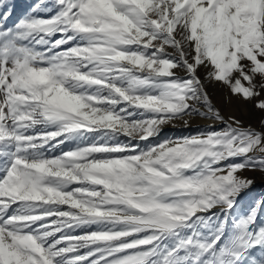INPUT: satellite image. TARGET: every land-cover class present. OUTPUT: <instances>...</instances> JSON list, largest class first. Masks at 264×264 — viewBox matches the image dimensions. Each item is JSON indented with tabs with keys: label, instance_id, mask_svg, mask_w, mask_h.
<instances>
[{
	"label": "snow or ice",
	"instance_id": "1",
	"mask_svg": "<svg viewBox=\"0 0 264 264\" xmlns=\"http://www.w3.org/2000/svg\"><path fill=\"white\" fill-rule=\"evenodd\" d=\"M0 264H264V0H0Z\"/></svg>",
	"mask_w": 264,
	"mask_h": 264
},
{
	"label": "rangeland",
	"instance_id": "2",
	"mask_svg": "<svg viewBox=\"0 0 264 264\" xmlns=\"http://www.w3.org/2000/svg\"><path fill=\"white\" fill-rule=\"evenodd\" d=\"M18 2H19V3H24V2H26V0H18ZM241 118H242V119H249L248 116H242ZM257 179H259V177H258ZM259 183H262V182L260 181Z\"/></svg>",
	"mask_w": 264,
	"mask_h": 264
},
{
	"label": "bare ground",
	"instance_id": "3",
	"mask_svg": "<svg viewBox=\"0 0 264 264\" xmlns=\"http://www.w3.org/2000/svg\"><path fill=\"white\" fill-rule=\"evenodd\" d=\"M259 182H260V179H257V183H258V184H260Z\"/></svg>",
	"mask_w": 264,
	"mask_h": 264
}]
</instances>
